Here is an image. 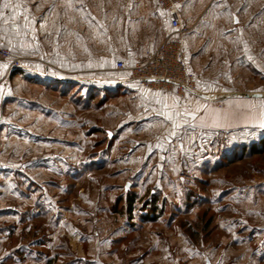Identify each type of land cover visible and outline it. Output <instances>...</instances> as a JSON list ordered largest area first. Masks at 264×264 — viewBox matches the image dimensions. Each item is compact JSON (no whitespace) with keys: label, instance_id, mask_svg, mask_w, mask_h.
<instances>
[{"label":"rangeland","instance_id":"1","mask_svg":"<svg viewBox=\"0 0 264 264\" xmlns=\"http://www.w3.org/2000/svg\"><path fill=\"white\" fill-rule=\"evenodd\" d=\"M51 1L0 0L15 55L19 19L48 25ZM254 55L247 79L204 80L195 106L175 95L157 112L115 63L99 80L90 63L82 108L80 91L60 92L44 70L35 80L0 67V264H264V65ZM229 81L247 88L248 110L227 113L245 97L228 87L209 93Z\"/></svg>","mask_w":264,"mask_h":264},{"label":"crops","instance_id":"2","mask_svg":"<svg viewBox=\"0 0 264 264\" xmlns=\"http://www.w3.org/2000/svg\"><path fill=\"white\" fill-rule=\"evenodd\" d=\"M91 11L95 12L96 19L95 23L90 24L86 16ZM180 12L183 21L194 26L185 36L186 64L202 80L200 82L196 77L198 89L207 79H247V63L252 52L255 54L256 66L262 69L264 0H182ZM168 30V17L160 11L156 0H52L48 7V25L31 24L24 18L22 24L16 27V55L25 59L19 75L36 80L38 76L35 75H42L44 70L47 79L76 82L82 95L89 79L90 63L96 64L92 75L97 80L103 79L107 66L117 60L124 59L130 65L143 61L148 44L157 46ZM238 32L240 38L236 41L234 34ZM233 43L240 47V61H237L240 66L232 56L236 54ZM3 44L8 48L14 46L8 40L4 41V38ZM252 47L256 50L253 51ZM206 57L207 68L201 67ZM226 62L230 63L229 68H223ZM45 63L50 72L56 73L49 74L43 67ZM41 81L44 82L43 79ZM48 82L44 83L48 85ZM229 82L224 88L213 86L209 93L222 94V90L227 91L228 87L231 91L224 93L248 94L247 88L237 84L233 88ZM127 89L144 93L150 101H155L158 105L154 104L150 109L156 112L165 106L160 103L162 99L166 104L176 99L174 93L145 91L134 82ZM197 92L187 91L185 94L186 100H191L194 106ZM250 99L246 95L231 98L228 100L227 113L231 114L233 108H242L244 104L248 110ZM224 108L223 105L222 110Z\"/></svg>","mask_w":264,"mask_h":264},{"label":"built area","instance_id":"3","mask_svg":"<svg viewBox=\"0 0 264 264\" xmlns=\"http://www.w3.org/2000/svg\"><path fill=\"white\" fill-rule=\"evenodd\" d=\"M157 6L168 17V33L157 45L148 44L144 60L132 65L124 59L115 62V70L134 82L139 89L149 92H171L183 98L187 91L196 92L197 78L186 64L185 36L193 25L183 21L180 12L182 0H156ZM20 22L23 20L20 18ZM0 23V64L9 73L23 66L24 58L15 55L3 44Z\"/></svg>","mask_w":264,"mask_h":264},{"label":"trees","instance_id":"4","mask_svg":"<svg viewBox=\"0 0 264 264\" xmlns=\"http://www.w3.org/2000/svg\"><path fill=\"white\" fill-rule=\"evenodd\" d=\"M18 70H20V69H18ZM54 83L56 84L55 87H58V89H60V92H62V93H65V91H68V90H73V92H71V95H73L75 92L80 91L79 90L80 88L77 85V83L73 82V81H70V80L69 81H63V80L61 81V80H59L58 82H54ZM85 87L86 88H84V89L86 90V95L89 97V92H88L89 91V88H88L89 86H88V83L85 85ZM93 89H95V88H93ZM76 101L80 105V107L82 108L83 107V94L82 95L80 94V102H78V99ZM250 149H251L250 150L251 152L252 151L253 152L256 151L254 147H252ZM263 151H264V139L260 140V151L259 152H263ZM128 201H129L128 205L131 206V202L133 201V198L129 199Z\"/></svg>","mask_w":264,"mask_h":264},{"label":"snow or ice","instance_id":"5","mask_svg":"<svg viewBox=\"0 0 264 264\" xmlns=\"http://www.w3.org/2000/svg\"><path fill=\"white\" fill-rule=\"evenodd\" d=\"M3 8H9V7H12V5H10L8 2H5L3 5H2ZM3 13H0V16H2ZM0 67H6V65L4 66H0ZM259 126L261 128H264V113L261 114V120L259 121Z\"/></svg>","mask_w":264,"mask_h":264}]
</instances>
